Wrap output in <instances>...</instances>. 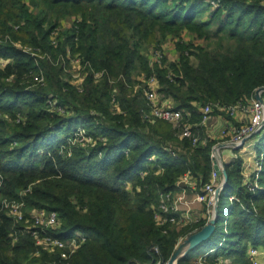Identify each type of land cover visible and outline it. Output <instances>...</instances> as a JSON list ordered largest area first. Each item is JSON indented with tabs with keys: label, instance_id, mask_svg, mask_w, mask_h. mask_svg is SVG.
I'll return each mask as SVG.
<instances>
[{
	"label": "trees",
	"instance_id": "16d2710c",
	"mask_svg": "<svg viewBox=\"0 0 264 264\" xmlns=\"http://www.w3.org/2000/svg\"><path fill=\"white\" fill-rule=\"evenodd\" d=\"M220 2L205 15L206 0H0V58L9 60L0 67V264L166 262L182 234L205 225L169 229L157 223L155 209L160 194L177 190L186 173L209 181L216 141L193 147L175 136L172 124L146 121L148 103L134 86L142 74H156L160 93L194 123L208 103L254 96L264 86V4ZM68 18L63 41L59 34L52 39ZM184 30L215 45L182 41ZM169 35L179 39L178 60L164 54L153 66L150 50H163ZM68 53L92 67L82 91L71 80ZM96 72L103 75L95 78ZM37 75L45 77L43 85L34 81ZM50 100L70 113L52 109ZM80 124L94 144L71 143ZM256 147L264 152V129ZM242 166L240 156L226 165L223 224L219 228L218 214L212 236L178 264H199L193 258L201 247L216 248L206 264H254L248 244L264 247V160L255 192L244 185ZM5 198L23 199L27 210L57 212L60 228L46 233L69 238L81 231L85 243L67 261L48 252L25 220L7 213ZM218 233L222 238L210 245Z\"/></svg>",
	"mask_w": 264,
	"mask_h": 264
},
{
	"label": "built area",
	"instance_id": "2783aa9c",
	"mask_svg": "<svg viewBox=\"0 0 264 264\" xmlns=\"http://www.w3.org/2000/svg\"><path fill=\"white\" fill-rule=\"evenodd\" d=\"M213 7L216 9L221 5L220 0H211ZM150 61L154 66L156 63H161L165 52L161 49L150 50ZM68 58L72 63L73 67H92L89 64H82V60L79 55L72 57V54L68 53ZM9 60H2L0 58V67H4L6 62ZM74 75V74H73ZM103 72H96L95 78H100ZM75 76V75H74ZM87 76L80 77L81 83L78 81H72L82 91V81ZM140 84H137L135 92L139 89L142 90L143 96L145 97L149 108L143 112V118L151 123H155L157 120L166 121L176 129L177 135L181 139H188L193 147H197L203 144V138L201 128L205 126L216 110L219 114L227 115L234 118L238 123H227L221 131V140L212 148L211 157L218 160V164L222 167L221 150L218 145L220 143H226L225 147H231L233 149L241 148L245 141L255 135L263 133L264 129V97L262 100L256 99L255 95L250 99L238 101L234 104H223V103H208L201 107V121L194 123L190 120L191 114L182 109H176L173 105L166 103L167 99L160 93V81L156 74L146 76L142 74L139 77ZM74 80V79H73ZM36 84L43 85L45 83V77L43 75H37L34 78ZM117 89L114 90V93ZM263 94V93H262ZM115 96V95H114ZM113 108L115 111L120 112L121 107L116 98H112ZM52 109H56L60 113L69 114L70 111L66 110L62 106L57 105L56 100H50ZM19 121V119H18ZM17 121V122H18ZM72 144L76 143H88L94 144L91 136L86 134V131H79L75 133V136L71 139ZM264 152H257L255 167L252 174L244 178V185L249 191L255 192L260 188L259 178L263 167ZM1 179V175H0ZM223 185V175L216 169H212L210 179L205 183L203 190L198 195L200 201L205 202L208 212V221L214 217V206L216 203V190ZM231 201L239 200L235 195L230 197ZM173 191L165 192L160 194V205L155 209V219L159 225L166 224L169 220H175L173 217L176 206L174 205ZM9 207L11 210L7 212L16 221H22L25 219V215L20 211V206L14 203L7 202V199L3 201L4 207ZM171 215V216H170ZM33 224L28 228L33 230V234L36 238L37 244L43 247L50 253L58 252L60 258L67 261L70 257L78 251V249L85 243L86 236L81 231H76L69 238H59L46 233L48 229H57L61 226L60 218L55 211H47L46 209H34L32 212ZM227 221L225 227H227ZM222 245V243H220ZM211 249L209 252H213ZM259 252V246L250 244L248 248V256L254 264L261 263L257 256ZM200 264H206L205 255L199 258L197 261ZM155 264H168V261H157Z\"/></svg>",
	"mask_w": 264,
	"mask_h": 264
},
{
	"label": "crops",
	"instance_id": "0c3cea01",
	"mask_svg": "<svg viewBox=\"0 0 264 264\" xmlns=\"http://www.w3.org/2000/svg\"><path fill=\"white\" fill-rule=\"evenodd\" d=\"M169 45L167 43L162 44V48L166 53V56L169 60L172 59V52L169 51ZM171 58V59H170ZM264 97V94H262ZM166 103L174 106V101L172 98H166ZM214 115V116H213ZM212 117L209 119L208 123L205 125L206 128L204 129L211 138L214 139L216 142L221 140V131L223 127L227 123H238V121L234 118H231L224 114L214 113ZM260 137L255 138L252 136L248 138L241 148L233 149L231 147H224L221 150V160L222 162L227 165L233 162L238 156H240L243 160V169L242 174L243 177H247L252 174L253 169L255 167V160L257 156V142L260 140ZM220 138V140L218 139ZM205 146V144L199 145ZM212 169H213V160H212ZM202 174L194 175L192 173H186L185 175L181 176L177 181V190L173 191L174 195V205L176 206V210L173 217H176L177 222L175 220H169L166 223V227L169 229H175L181 231L187 227H193L200 223V221L206 220L208 222V212L205 202L200 201L198 199L199 193L202 192L204 184L202 183ZM210 179V178H209ZM171 216V215H170ZM227 217V216H226ZM205 223V224H206ZM200 229L196 228L193 231ZM192 231V232H193ZM191 233V232H190ZM188 235V234H187ZM186 235H181L179 237L178 243L185 237ZM177 243V244H178ZM176 244V245H177ZM249 248V244H248ZM211 249H214L213 252H209ZM216 248H206L203 251H200L193 259L197 262L200 257L205 255V260L210 253H214ZM248 252V251H247ZM248 256V253H247ZM249 257V256H248ZM258 260L261 263H264V247L259 245V252L257 256ZM198 263V262H197ZM200 264V263H199Z\"/></svg>",
	"mask_w": 264,
	"mask_h": 264
},
{
	"label": "rangeland",
	"instance_id": "374dc122",
	"mask_svg": "<svg viewBox=\"0 0 264 264\" xmlns=\"http://www.w3.org/2000/svg\"><path fill=\"white\" fill-rule=\"evenodd\" d=\"M207 1V8L209 9L208 10V12H206L205 13V15H208V14H210V12L212 11V9H215L213 6V3H212V1L211 0H206ZM261 2H262V4H264V0H260ZM209 5V6H208ZM221 6H219V8H220ZM207 17V16H206ZM72 19L73 18H68V19H65V20H62L61 21V24H58V26H57V29H56V34H55V36H53L52 37V39H55L56 38V36H58V34H59V37H60V39L63 41V39H64V35H61L60 33H65L67 30H68V27H70V25H72ZM174 36L173 35H169L168 37H167V40L165 41L166 43H167V45H169L170 47H168L169 48V51H171L172 52V56L171 57H173V59H175L176 61L178 60V57H179V52H178V50H177V48H176V45H175V41H178L179 39L178 38H173ZM180 39L182 40V41H185V42H189V41H192V42H194V43H196V44H202V45H208L209 44V46H214L215 45V40H214V42H212V41H210V42H208V41H206V40H199L198 38H197V36L194 34V33H192V32H190V31H188V30H184V32H182V34H181V37H180ZM16 46L17 47H20V48H26L27 50H30L31 48H29V47H26V46H23L22 44H20V43H17L16 44ZM165 55H166V53H165ZM72 57H74L73 55H72ZM171 59V58H170ZM171 61H172V59H171ZM69 65L70 66H67V68H69V71H70V73L72 74V78H71V80H73V82L74 81H78L79 79H80V77H82V76H85V74H89V72L90 73H92L93 72V70L90 68V67H73V65H72V63L70 62L69 63ZM75 76H74V75ZM140 80V79H139ZM78 83H81V80H79L78 81ZM84 83V81H82V84ZM142 83V82H141ZM141 83H138V84H140V85H142ZM137 84H135V86H136ZM134 86V87H135ZM264 94V93H263ZM113 95H115V93L113 92ZM113 95H112V97H113ZM165 98V97H164ZM214 116V115H213ZM204 128H203V131L201 132L202 133V138H203V144H206V143H208L209 141H215L214 139H212L211 138V135H209L207 132H205V128H206V126H203ZM172 129H174V127L172 126ZM202 129V128H201ZM77 130H79V131H83V130H86L87 131V128L84 126V125H82V124H80L78 127H77ZM263 133H261V134H259L258 136L257 135H255V138H258V137H260V135H262ZM175 136L177 137L178 135H177V132L175 133ZM219 140H220V138H218ZM218 142H220V141H217L216 142V144L218 143ZM215 144V145H216ZM257 148V147H256ZM264 148V147H263ZM24 191H22V193H21V197H23L24 196ZM5 199H7V198H5ZM5 199H3L2 201H5ZM7 202H9V203H14V204H16V205H21L22 203H23V205H21L20 206V211H22V213L25 215V223L26 224H28V226H30V225H32L33 224V220H32V212H33V210H27V208H26V205H25V202H24V200L23 199H17V200H10V199H7ZM228 208H229V202H223L221 205H220V208H219V222H218V225H219V228L221 227V225L223 224V221H224V219L226 218V216H227V211H228ZM5 210H7V212H9L11 209L9 208V207H7V205H6V207H5ZM218 228V232H220V229ZM222 238V234H217V235H215V237L214 238H212L211 239V241H210V245H213V246H215L217 243H218V241L220 240ZM209 245V244H208ZM206 249V247H201L200 248V250L201 251H203V250H205ZM225 259H226V261H228V263H230L231 262V258H226L225 257Z\"/></svg>",
	"mask_w": 264,
	"mask_h": 264
},
{
	"label": "water",
	"instance_id": "95a60500",
	"mask_svg": "<svg viewBox=\"0 0 264 264\" xmlns=\"http://www.w3.org/2000/svg\"><path fill=\"white\" fill-rule=\"evenodd\" d=\"M262 93H264V86L258 87L255 91V97L258 100H262ZM226 143H220L218 145L219 148H224ZM213 167L218 172H221L223 175V185L216 190V203L214 206V217L211 218L205 225H203L200 229H197L188 235H186L175 247L174 253L168 260V264H178V260L186 255L190 250L195 249L201 243L208 240L212 234L215 232L217 218L219 214V201L220 195L228 182V174L226 170V165L222 163V167L219 166L218 160L213 158Z\"/></svg>",
	"mask_w": 264,
	"mask_h": 264
}]
</instances>
